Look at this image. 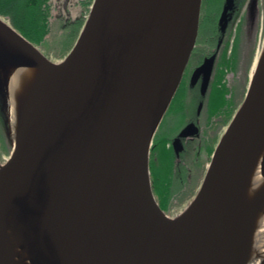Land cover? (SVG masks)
<instances>
[{
	"label": "water",
	"instance_id": "water-1",
	"mask_svg": "<svg viewBox=\"0 0 264 264\" xmlns=\"http://www.w3.org/2000/svg\"><path fill=\"white\" fill-rule=\"evenodd\" d=\"M255 2L248 6L251 15ZM201 5L202 0H94L76 43L58 64L41 52V59L33 56L5 27L34 46L0 19L3 61L21 68H62L40 115L0 165V212L19 197L16 222L31 264H235L224 249L214 253L215 241L200 245L174 227L176 218L160 209L152 193V142L146 189L125 127L137 113L153 141L195 48ZM228 8L219 20L223 29ZM213 65L214 56L205 58L193 75V82L201 79L202 94ZM1 101L8 123L7 83L0 67ZM263 128L264 74L254 90L247 88L182 213L199 207L210 234L226 207L223 187L236 184L245 145ZM197 132L193 124L180 131L173 140L176 155L180 139ZM95 172L107 193L110 221L68 219L65 237L56 243L62 214Z\"/></svg>",
	"mask_w": 264,
	"mask_h": 264
},
{
	"label": "bare ground",
	"instance_id": "bare-ground-1",
	"mask_svg": "<svg viewBox=\"0 0 264 264\" xmlns=\"http://www.w3.org/2000/svg\"><path fill=\"white\" fill-rule=\"evenodd\" d=\"M5 29L33 56L42 58L38 49L9 28L5 27ZM0 67L7 83L8 123L14 152L40 115L61 76L62 68H59L60 66L50 69L15 67L3 61L1 57ZM249 74L248 90L252 91L258 86L264 74V40L259 55L257 52L253 57ZM125 127L136 171L141 184L147 189L148 151L152 135L147 134L137 113L130 117ZM9 156L7 159L10 158ZM263 162L264 128L246 143L244 161L236 184L223 187L226 207L217 216V230L214 229L213 234L204 230L202 212L197 206L189 210L186 215L181 214L176 217L174 227L200 245H210L215 241L216 244H213L215 252L214 250L213 252L217 253L220 249H224L235 264H264V176L261 174ZM99 177L95 172L89 184L62 214L56 243H62L65 237L64 223L67 228L68 219L79 222L83 216H86L85 220L93 217L98 221L101 219L100 225L110 221L109 201ZM19 201V197L15 196L0 212V264H31L16 222Z\"/></svg>",
	"mask_w": 264,
	"mask_h": 264
},
{
	"label": "trees",
	"instance_id": "trees-1",
	"mask_svg": "<svg viewBox=\"0 0 264 264\" xmlns=\"http://www.w3.org/2000/svg\"><path fill=\"white\" fill-rule=\"evenodd\" d=\"M92 3L93 0H0V17L3 19L8 18L10 21L9 25L27 41L35 45H41L44 42L46 36L50 33V20L57 18L60 24L62 23L64 25H59L60 31L63 28H68L63 33V36H66L63 37L65 38L62 46L63 49L72 41V45L74 46L89 15ZM73 10L77 11V13ZM72 12L75 15L71 14ZM207 16L206 24L204 26L200 25L198 36L200 39H198V42H201L202 45L207 44L209 46L213 42H216V47L219 48L224 37L228 35L230 26L223 29L219 24V18H216L214 13H210ZM78 30L79 32H77ZM236 33H241L240 27ZM231 37L232 33L223 42L224 48H221L220 62L214 68L208 88L204 94H202L200 86L198 85L196 105L197 103H202L206 106L205 111L208 122L213 118L221 116L224 117L223 120L226 122L229 119L231 120L234 115H232V111L236 107L234 105L235 96L232 95L229 99L226 98V94L229 91L225 83H223V76L225 74L223 69L235 70L239 61L241 47L239 45L236 47L237 35L232 43ZM231 44L234 45L230 48ZM200 47L202 48V46H199L192 53L191 64L183 76L181 85L153 139L150 149L152 160L149 163V173H151L150 182L152 193L156 197L155 199L159 207L167 213L175 205L173 203L174 200H178L177 203H183L195 196L196 193L193 192V189L198 178V171L200 170V166H202V152L205 150L208 155L212 153V148L208 146L210 142V137L208 136V141L205 142V146L202 143H195L192 145L193 150H189L186 155L181 154L182 160L185 162L184 165L177 164V156L171 145V139L179 128L177 129L176 127L175 129L173 127L174 125H169L168 121L176 117L181 120L179 124H185L188 120L189 94L191 91H196L192 88L195 86V83L192 81L193 75L203 57L215 54V51H210V53L204 54L205 56H203V51ZM252 51L251 53H247V55L244 54L243 75L249 71L254 54ZM193 115L195 116V113ZM208 124L210 125V123ZM206 134L207 131H205Z\"/></svg>",
	"mask_w": 264,
	"mask_h": 264
},
{
	"label": "rangeland",
	"instance_id": "rangeland-1",
	"mask_svg": "<svg viewBox=\"0 0 264 264\" xmlns=\"http://www.w3.org/2000/svg\"><path fill=\"white\" fill-rule=\"evenodd\" d=\"M222 1L223 0H202L198 36H199L200 27L204 26V24H206V17H208L207 16L208 14L214 13L216 18L218 17ZM73 11L75 13H77V11H75V10H73ZM74 12H72L71 14L75 15ZM0 19H2L4 21L6 20L5 22H7L8 24L10 22L8 18L3 19L0 17ZM239 22H240V20L237 19L234 23L230 24L228 35H226L224 37V39L222 40V42L219 45L221 47L217 48L216 42H213L211 44V46H209L207 44L202 45L201 42L200 43L198 42V39H200V38L197 36L195 48L202 46V48L200 47V49L203 51V56H205L204 54L210 53V51H213V52L215 51L214 56L216 57V62H215V67H216L218 65L217 63L220 62V59H221V53H222L221 48H224L223 42L228 39L229 34L233 33V31H235V29H236V32H238V29H239L238 26H240ZM49 23H50V33L46 36L44 42L41 45H35V44H32L31 42L30 43L34 47H36L47 59L54 62L55 64H58V63L62 62L63 59L70 53V51L72 49L70 47L73 46L72 45L73 41L68 46H66L62 49L63 42L65 40V38H63V37H66L65 35L63 36V33L65 31H67L68 28L67 27H66V29L63 28V30L60 31L59 25H61V26H64V25L62 23L60 24V21L57 18H52ZM262 27H263V30H262ZM242 28H243L242 29L243 35L241 33L237 34L235 32V34H232V37H231V41H234V38L237 35L238 39L236 40L237 41L236 47L238 45L241 47L240 53H239V61L237 63L236 69L235 70L234 69H227L226 70V68L223 69L225 71V74L223 76V83H225V85L229 91L228 94H226V98L229 99L232 95L235 96V101H234L235 104L234 105L236 107L232 111V115L234 114V112H236L237 108H239V106L241 105V103L244 99V96L246 94L247 88H248V76L250 74L247 73V74L243 75V72H242V67H243V63H244V54L247 55L248 50H250V53L253 50L252 52L253 53L255 52V56H256L257 52L259 55V52L261 50L263 40H264V26L260 23V21L258 23L254 22L253 25L250 26L251 29H249L247 23H243ZM201 30H203V28H201ZM248 30L250 33H248ZM77 32H79V30ZM61 38H62V40H60ZM233 45L234 44H231L230 48ZM228 54H229V52H228ZM191 56H192V54H191ZM209 57H211V56H208V58ZM190 64H191V57L189 59L188 65L186 67V71L189 68ZM194 89L196 90L197 88H194ZM197 97H198L197 91H191V93L189 94V98H188L189 109L187 111V119H190L192 116L194 117L193 113H195V111H196V107H197V105H196L197 99L196 98ZM205 109H206V106L203 105V107L201 108V111L199 113V116L196 117V119H195L197 126L199 128V137L195 141V143L196 144L202 143L205 146V142L208 141V136H209L210 142H209L208 146L212 148V152H213V149L215 148L219 138L221 137L224 130L226 129V126H227L228 122L230 121V119L225 122V120H223L224 117L221 116V117L213 118L208 122V119L206 118ZM5 114H6V110H5V107L3 106V102L1 101L0 102V165H2L5 162V159H7L10 152L12 151V141H11V137L9 135L8 123H6V120H5V119H7L5 117ZM168 121H169V125H174L173 127L175 129H176V127H177V129L178 128L180 129L184 125V124H179L181 122L180 118L175 117L174 119L172 118V119H169ZM208 123H210V125ZM205 131H207L206 135H205ZM154 137H155V135H154ZM195 143H193V144H195ZM211 154L208 155V153L205 152V150L202 152V155H201L202 166H200V170L198 171V178L195 182L194 189H193L194 193H196L200 187V184H201L202 179L204 177L205 171H206L207 166L209 164V161L211 159ZM154 159L156 160V158H154ZM151 160H152V157L150 154L149 163ZM176 162H177V164H180V165L185 164V162L182 160V157L181 158L179 157L178 159H176ZM192 198L193 197H191L190 199H188L187 201H185L183 203H177L178 200H174L173 203H175V205L171 207V209H170V211H168V213L163 211L161 209V207H160V209L163 212H165L169 218H171V219L176 218V217L180 216V214H182L189 207L190 202L193 200Z\"/></svg>",
	"mask_w": 264,
	"mask_h": 264
},
{
	"label": "flooded vegetation",
	"instance_id": "flooded-vegetation-1",
	"mask_svg": "<svg viewBox=\"0 0 264 264\" xmlns=\"http://www.w3.org/2000/svg\"><path fill=\"white\" fill-rule=\"evenodd\" d=\"M250 1L251 0H223L221 7H220V10H219V15L217 18L221 17V14L223 12L224 7L228 6L229 8H228V12L226 15V19L228 20L227 27H229L230 24L234 23L237 19H239L240 20V22H239L240 26H238V27L241 28V34L243 35V32H242L243 23H247L249 29H251L250 26L253 25L254 22L258 23L260 21L261 24H263V22H264V0H254V1H256L255 2L256 3V9L254 10V14H252V15L249 14V12H248V6H249ZM248 33H250L249 30H248ZM249 52H250V50L247 51V53H249ZM204 58L205 57H203L202 61L200 62V64L198 66L201 65ZM194 83H195L194 84L195 86L192 88L198 89V87H199L198 85H200V80H197V82H194ZM197 89H196V91H197ZM198 106H199V103L197 104V107H196L195 116L188 119L185 122V124L172 137V139H171L172 147H173V140L178 137L180 131L185 126H187L189 124L194 125V123H196L195 119H196V117L199 116V114H197V110L199 111V113L201 111V108L199 110ZM198 137H199V132L197 133V135H195L193 137H187V138L180 139V146L177 149L178 157L176 159H178L179 157L181 158V154L186 155V153H188L189 150H191V149L193 150L192 145H193V143H195V141L198 139Z\"/></svg>",
	"mask_w": 264,
	"mask_h": 264
}]
</instances>
